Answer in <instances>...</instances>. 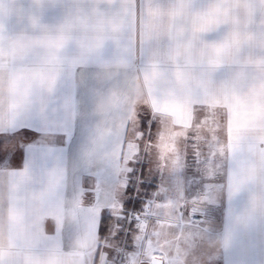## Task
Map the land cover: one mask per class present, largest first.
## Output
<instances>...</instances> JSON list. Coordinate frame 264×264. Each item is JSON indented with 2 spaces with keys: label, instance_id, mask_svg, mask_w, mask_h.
I'll return each instance as SVG.
<instances>
[{
  "label": "clouds",
  "instance_id": "1",
  "mask_svg": "<svg viewBox=\"0 0 264 264\" xmlns=\"http://www.w3.org/2000/svg\"><path fill=\"white\" fill-rule=\"evenodd\" d=\"M88 66L108 85L96 93L90 154L119 158L126 123L148 106L158 122L152 148L170 170L194 140L211 154L209 175L226 167L230 197L247 192L219 247L264 220V0H0V126L43 112ZM27 179L0 172V264H90L91 219L69 250L47 239L39 221L80 206L65 209L48 182L25 192ZM215 195L210 188L206 198ZM172 251L175 264H198L189 248Z\"/></svg>",
  "mask_w": 264,
  "mask_h": 264
},
{
  "label": "crops",
  "instance_id": "2",
  "mask_svg": "<svg viewBox=\"0 0 264 264\" xmlns=\"http://www.w3.org/2000/svg\"><path fill=\"white\" fill-rule=\"evenodd\" d=\"M115 54L111 47L104 53L109 58ZM128 55L134 63V51ZM97 71L94 66H88L77 77L62 83L56 98L48 103L43 112L32 111L11 125L0 126V172L9 175L26 172L25 191L37 192L44 188L49 174L55 170L61 176L57 191L65 201L64 208L68 209L73 201L80 206L74 216L65 212L43 217L39 227L45 237L69 250L91 219L97 247L90 264H99L103 257V248L99 245L102 241L99 235L101 216L112 209L115 191L126 171L125 163H129V160L119 158L115 161L103 159L87 151L100 121L95 111L96 93L108 86L98 79ZM143 115L157 120L148 106H140L134 114L135 127L131 131L133 121L126 123L122 141L136 139V134L143 130ZM5 137L14 139L9 143ZM224 185L225 195L230 197L227 171ZM164 187L161 184L163 192ZM247 197V192H242L237 196L236 204L245 205ZM221 208L220 236L229 228L230 212L244 207ZM219 248L220 264H264V220L235 229L231 244Z\"/></svg>",
  "mask_w": 264,
  "mask_h": 264
},
{
  "label": "rangeland",
  "instance_id": "3",
  "mask_svg": "<svg viewBox=\"0 0 264 264\" xmlns=\"http://www.w3.org/2000/svg\"><path fill=\"white\" fill-rule=\"evenodd\" d=\"M141 119L145 125L139 132L141 138L136 141L139 144V151L129 163H125L126 171L119 184L120 188L115 191L117 193L112 209L108 210V213L112 214V223L108 234L99 244L103 248L101 252L103 257L99 264H126L127 256L139 251L141 247L135 239L138 235L136 217L142 214L153 200L166 198L184 202L181 212L188 222L186 230L191 233L184 247L190 249V259L195 258L198 264H220V248L216 240L221 235L218 226L221 207H245L247 203L236 204L237 197L225 195L226 167L220 165L214 174L209 175L207 166L214 163L209 150L206 147H197L190 140L182 149L179 167L170 170V161L167 158L157 154L152 146L146 148L147 144L152 145L156 139L157 120L149 115H143ZM134 127L133 122L131 131ZM12 138L14 139V137L4 139L10 143ZM161 184L166 186L164 192L160 190ZM127 187L132 189L126 192ZM210 188L216 192L213 199L205 198ZM130 192L140 205L127 211L124 202L130 197ZM193 201L198 203L194 205ZM193 207L204 210V218L199 223L190 220L189 210Z\"/></svg>",
  "mask_w": 264,
  "mask_h": 264
},
{
  "label": "snow or ice",
  "instance_id": "4",
  "mask_svg": "<svg viewBox=\"0 0 264 264\" xmlns=\"http://www.w3.org/2000/svg\"><path fill=\"white\" fill-rule=\"evenodd\" d=\"M140 138L141 134L137 133L134 141H122L119 159L128 161L134 158L139 151V144L136 141ZM190 141L196 145L194 140ZM151 146V143H149L146 148H151ZM11 176L26 177L27 173H14ZM60 180L61 176L54 170L50 173L48 189H55L59 186ZM18 183V181L13 183L14 191ZM161 192H163V189H161ZM192 203L195 205L198 201ZM182 207H184L183 200L170 198L153 200L145 207L143 213L136 217L138 235L135 239L141 247L139 251L127 256L126 264H175V255L172 250L175 249L176 252H179L181 247L189 240L186 238L188 222L181 212ZM192 211H196V208L193 207ZM167 234L172 236V240L164 239Z\"/></svg>",
  "mask_w": 264,
  "mask_h": 264
},
{
  "label": "trees",
  "instance_id": "5",
  "mask_svg": "<svg viewBox=\"0 0 264 264\" xmlns=\"http://www.w3.org/2000/svg\"><path fill=\"white\" fill-rule=\"evenodd\" d=\"M144 125L145 124L143 121L142 122L143 128H144ZM130 189L132 188L127 187L126 192H128ZM130 194H131L130 197H128L124 202V207H125V210L127 211H129L130 209L138 208L140 205L139 201H136V199H134L132 192H130ZM111 223H112V215L108 213H104L101 216L100 225H99V235L101 239H103L108 234Z\"/></svg>",
  "mask_w": 264,
  "mask_h": 264
},
{
  "label": "built area",
  "instance_id": "6",
  "mask_svg": "<svg viewBox=\"0 0 264 264\" xmlns=\"http://www.w3.org/2000/svg\"><path fill=\"white\" fill-rule=\"evenodd\" d=\"M193 208L189 210V217L191 222L199 223L204 218V210L200 208H196V211H192ZM135 214V212H133Z\"/></svg>",
  "mask_w": 264,
  "mask_h": 264
}]
</instances>
